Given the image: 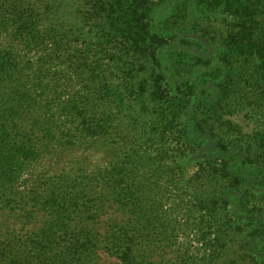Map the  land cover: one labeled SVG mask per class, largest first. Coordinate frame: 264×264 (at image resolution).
<instances>
[{"label": "trees", "instance_id": "trees-1", "mask_svg": "<svg viewBox=\"0 0 264 264\" xmlns=\"http://www.w3.org/2000/svg\"><path fill=\"white\" fill-rule=\"evenodd\" d=\"M8 32L18 43L0 49V209L34 219L17 187L23 167L105 140L118 202L137 198L139 165L155 166L169 200L188 206L205 264H264V0H0ZM45 105L56 112L40 119ZM44 176L36 208L56 209L57 226L86 213L70 204L84 178ZM149 181L146 200L161 178ZM55 236L25 243L47 244L32 256L0 237V264L93 261V241L73 250L78 236L60 253ZM143 236L120 235L124 264H136Z\"/></svg>", "mask_w": 264, "mask_h": 264}, {"label": "rangeland", "instance_id": "rangeland-1", "mask_svg": "<svg viewBox=\"0 0 264 264\" xmlns=\"http://www.w3.org/2000/svg\"><path fill=\"white\" fill-rule=\"evenodd\" d=\"M12 33L8 32L0 37V49L8 47L11 43H18L13 39ZM42 109L40 112L43 114L37 113L40 119L49 118L45 112L47 115L56 112V108L50 105H45ZM116 155V150L108 141H88L75 147L54 148L24 166L25 170L18 179L20 183L17 187L28 196L27 207L34 212L35 218H22L23 213L20 210L0 209L1 241L5 242V245L11 244L16 253L22 254V251H25V254L32 256L47 244L35 249L33 244L29 246L25 243H30L33 238L43 235L44 232L56 235L55 250L60 253L67 252L66 248L71 245V239H79L77 237L80 236L81 244H75L76 248L71 249L80 251V245L93 241L92 248L95 252L93 261L88 264H124L120 258V246L115 243L124 233L138 232L144 235V240L141 241L148 245V248L141 246L139 241L135 247L136 252L134 251L136 264H205L208 246L204 244L190 214L187 213L188 206L182 203L177 208L174 200H169V194L173 191L169 179L161 176L155 166L139 165V168L135 169L134 174L138 176L140 184L137 186V198L135 195L132 204H122L114 198L112 193L115 189L110 177L113 175ZM133 168L130 166L129 170L132 171ZM39 174L49 178L63 175L84 178L81 188H73L81 193V200L72 201L70 204L76 208L77 202H80L86 213L81 214L77 209H72L69 216L66 215L67 224L64 222L63 226H57L56 209L48 211L36 208L41 205H36L34 193L42 192L45 183V180L37 179ZM159 178L161 181L156 182L157 188L146 200L145 185H150L149 179L152 182ZM25 180L29 182L22 186L21 183ZM20 202L18 198H11L13 205ZM176 208L179 209L178 212L175 211ZM65 225H69V228H65ZM57 264L75 262L71 258H62Z\"/></svg>", "mask_w": 264, "mask_h": 264}]
</instances>
